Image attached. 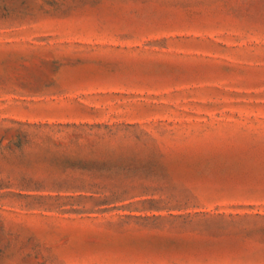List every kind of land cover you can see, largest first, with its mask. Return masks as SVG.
Masks as SVG:
<instances>
[{"label":"rangeland","instance_id":"1","mask_svg":"<svg viewBox=\"0 0 264 264\" xmlns=\"http://www.w3.org/2000/svg\"><path fill=\"white\" fill-rule=\"evenodd\" d=\"M0 264H264V0H0Z\"/></svg>","mask_w":264,"mask_h":264}]
</instances>
